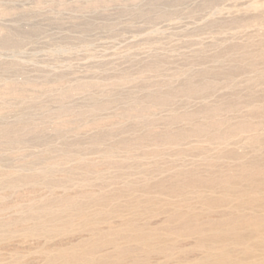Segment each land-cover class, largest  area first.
I'll return each mask as SVG.
<instances>
[{"label": "rangeland", "instance_id": "obj_1", "mask_svg": "<svg viewBox=\"0 0 264 264\" xmlns=\"http://www.w3.org/2000/svg\"><path fill=\"white\" fill-rule=\"evenodd\" d=\"M263 57L264 0H0V264H264Z\"/></svg>", "mask_w": 264, "mask_h": 264}, {"label": "bare ground", "instance_id": "obj_2", "mask_svg": "<svg viewBox=\"0 0 264 264\" xmlns=\"http://www.w3.org/2000/svg\"><path fill=\"white\" fill-rule=\"evenodd\" d=\"M217 53H218V52H217ZM219 53H221V52H219ZM222 53H223V52H222ZM246 53H248V52H246ZM241 54H242V53H241ZM226 55H227V54H226ZM244 55H246V54H244ZM215 56H216V55H215ZM242 56H243V54H242ZM216 57H217V56H216ZM221 57H222V56H220V58H221ZM246 57L249 58V56H246ZM254 57H255V56H254ZM203 58H204V57H203ZM212 58H213V57H212ZM223 58H224V57H223ZM242 58H243V57H242ZM244 58H245V57H244ZM257 58H258V57H257ZM263 58H264V57H263ZM216 59H217V58H216ZM239 59H240V57H239ZM213 60H215V59H213ZM218 60H220V59H218ZM249 60H251V59H249ZM238 61H240V60H238ZM260 61H262V60H260ZM233 62H234V61H233ZM241 62H242V61H241ZM238 63H240V62H238ZM242 63H243V62H242ZM244 63H245V62H244ZM201 64H202V63H201ZM206 64H207V63H206ZM222 64H223V63H222ZM259 64H260V63H259ZM232 65H234V64H232ZM247 65H248V64H247ZM249 65H250V64H249ZM251 65H252V64H251ZM252 66H253V65H252ZM254 66H255V65H254ZM225 67H226V66H225ZM236 67H237V66H236ZM245 67H246V66H245ZM245 67H244V68H245ZM247 67H248V66H247ZM250 67H251V66H250ZM256 67H257V69H258L259 66H256ZM214 68H215V66H214ZM227 68H228V66H227ZM238 68H239V66H238ZM238 68H237V69H238ZM216 69H218V68H216ZM230 69H231V68H230ZM233 69H235V67H234ZM246 69H247V68H246ZM251 69H252V68H251ZM255 69H256V68H255ZM255 69H254V70H255ZM218 70L220 71V69H218ZM240 70H241V69H240ZM247 70H249V69H247ZM221 71H222V70H221ZM228 71L230 72V70H228ZM228 71H227V72H228ZM234 71H236V70H234ZM262 71H263V70H262ZM203 72H204V71H203ZM205 72H206V71H205ZM225 72H226V71H225ZM231 72H232V71H231ZM249 72H250V71H249ZM222 73H223V72H222ZM222 73H221V74H222ZM237 73H238V72H237ZM251 73H252V72H251ZM258 73H259V71H258ZM224 74H226V73H224ZM235 74H236V73H235ZM246 74H247V73H246ZM192 75H193V74H192ZM254 75H256V74L254 73ZM243 76H244V74H243ZM246 76H247V75H246ZM189 77H190V76H188V81L191 80V79H189ZM191 78H192V77H191ZM238 78H239V77L237 76V80H238ZM255 78H256V76H255ZM196 79H197V78H196ZM208 79H209V78H208ZM232 80H233V78H232ZM234 80H235V78H234ZM241 80H242V79H241ZM245 80H246V79H245ZM184 81H185V80H184ZM192 81H193V80H192ZM192 81H190V82H192ZM198 81H199V80H198ZM198 81H196V82H198ZM255 81H256V80H255ZM255 81H254V82H255ZM257 81H258V80H257ZM190 82H189V83L186 82V84H187V83L190 84ZM200 82H201V81H200ZM239 82H240V81H239ZM183 83H184V82H183ZM183 83H182V84H183ZM246 83H248V82H246ZM195 84H196V83H195ZM198 84H200V83L198 82ZM198 84H196V86H197ZM213 84H214V83H213ZM252 84H254V83L252 82ZM257 84H258V83H257ZM261 84H262V83H261ZM191 85H192V84H191ZM182 86H183V85H182ZM184 86H185V85H184ZM188 86H189V85H188ZM199 86H200V85H199ZM250 86H251V85H250ZM252 86H253V85H252ZM252 86H251V87H252ZM194 87H195V85H194ZM203 87H204V85H203ZM245 87H246V84H245ZM258 87H259V86H258ZM185 88H186V87H185ZM187 88H188V87H187ZM231 88H232V86H231ZM178 89H180V87H179ZM190 89H191V88H190ZM190 89H189V90H190ZM192 89H193V88H192ZM192 89H191V90H192ZM195 89H196V88H195ZM195 89H194V90H195ZM199 89H200V88H199ZM196 90H198V89H196ZM201 90H202V89H201ZM204 90H205V89H204ZM214 90H215V89H214ZM263 90H264V89H263ZM184 91L186 92V89H184ZM207 91H208V90H207ZM248 91H249V90H248ZM251 91H252V90H251ZM256 91H257V90H256ZM180 92H181V91H179L178 93H180ZM187 92H188V91H187ZM191 92L194 93V91H191ZM198 92H199V90H198ZM216 92H217V91H216ZM188 93H190V92H188ZM210 93H211V92H210ZM252 93H253V91H252ZM252 93H249V94L252 95ZM194 94H195V93H194ZM217 94H218V93H217ZM224 94H227V93H223V95H224ZM240 94H241V93H240ZM259 94H260V93H259ZM155 95H157V94H155ZM188 95H189V94H188ZM190 95H191V94H190ZM190 95H189V96H190ZM196 95H197V94H196ZM212 95H213V93H212ZM223 95H222V96H223ZM231 95H232V94H231ZM236 95H237V94H236ZM153 96H154V94H153ZM162 96H163V95H162ZM162 96L159 94V96H158L156 99H158L159 97H162ZM198 96H199V95H198ZM201 96H202V95H201ZM210 96H211V94H210ZM210 96H209V97H210ZM232 96H233V95H232ZM242 96H243V95H242ZM252 96H255V95L253 94ZM228 97H229V96H228ZM235 97H237V96H235ZM255 97H256V96H255ZM169 98H170V97H169ZM197 98H198V97H197ZM199 98H200V96H199ZM205 98H206V97H205ZM211 98H212V97H211ZM225 98H227V97H225ZM238 98H239V97H238ZM258 98H260V97H258ZM263 98H264V97H263ZM153 99L155 100V98H153ZM159 99H160V98H159ZM159 99H158V100H159ZM165 99H166V98H165ZM165 99H164V101H166ZM209 99H210V98H209ZM251 99H252V98H251ZM161 100H162V99H161ZM205 100H206V99H205ZM225 100H226V99H225ZM237 100H238V99H237ZM155 101H156V100H155ZM162 101H163V100H162ZM202 101H203V100H202ZM206 101H207V100H206ZM157 102H159V101H156V103H157ZM231 102H232V101H231ZM231 102H229V103H231ZM152 103H153V101H152ZM245 103H246V102H245ZM258 103H259V102H258ZM258 103H257V104H258ZM226 104H227V103H226ZM231 104H232V103H231ZM251 104H252V102H251ZM257 104H255V105H257ZM206 105H207V104H206ZM206 105H204V106H206ZM252 105H253V104H252ZM258 105H259V104H258ZM204 106H202V107H204ZM210 106H212V105H210ZM218 106H219V104H218ZM225 106H226V105H225ZM225 106H223V107H225ZM235 106H236V104H235ZM247 106H248V105H247ZM249 106H250V105H249ZM260 106H262V105H260ZM214 107H215V106H214ZM214 107H212V108H214ZM212 108H211V109H212ZM216 108H217V107H216ZM219 108H220V106H219ZM219 108H218V109H219ZM260 108H261V107H260ZM199 109H201V108H199ZM202 109H203V108H202ZM252 109H253V107H252ZM256 109H257V108H256ZM256 109H255V110H256ZM203 110H204V109H203ZM207 110H208V108H207ZM214 110H215V109H214ZM216 110H217V109H216ZM216 110H215V112H216ZM230 110H231V109H230ZM234 110H235V109H233V112H234ZM263 110H264V109H263ZM217 111H218V110H217ZM249 111H250V110H249ZM251 111H252V110H251ZM259 111H260V110H259ZM259 111H258V112H259ZM205 112H206L205 114H207V115L209 114V113H207L208 111H205ZM236 112H237V111H236ZM252 112H253V111H252ZM261 112H262V111H261ZM225 113H226V112H225ZM259 113H260V112H259ZM194 114H195V113H194ZM212 114H213V113L211 112V115H212ZM216 114H218V113L216 112ZM222 114H223V113H222ZM257 114H258V113H257ZM181 115H182V114H181ZM185 115L188 116V114H184V116H185ZM189 115H191V114H189ZM192 115H193V114H192ZM186 116H185V117H186ZM196 116H197V115H196ZM220 116H221V114H220ZM259 116H260V115H259ZM172 117H174V116H172ZM176 117L178 118V116L175 115V120H177ZM189 117H190V116H189ZM251 117H252V116H251ZM262 117H263V115H262ZM187 118H188V117H187ZM187 118H186V119H187ZM192 118H195V117L192 116ZM206 118H208V117H206ZM215 118L217 119V117H215ZM218 118H219V116H218ZM188 119H190V118H188ZM197 119H198V118H197ZM199 119H200V118H199ZM208 119H209V118H208ZM213 119H214V118H213ZM220 119H222V118H219V120H220ZM172 120H173V119H172ZM172 120H171V121H172ZM194 121H197V120H194ZM208 121H209V120H208ZM212 121H213V120H212V118H211V121H209V122H212ZM215 121L217 122V120H215ZM222 121H223V120H222ZM222 121L220 120L219 122H222ZM169 122H170V121H169ZM172 122H173V121H172ZM206 122H207V119H206ZM213 122H214V121H213ZM219 122H218V123H219ZM218 123H217V125H219ZM171 124H172V123H171ZM195 124H196V123H195ZM200 124H202V123H200ZM220 124L223 125V123H220ZM244 124H245V123H244ZM150 125H151V124H150ZM154 125H155V124H154ZM210 125L212 126V124H210ZM217 125H216V127H217ZM190 126H191V125H190ZM193 126H194V125H193ZM201 126H203V124H202ZM204 126H209V125H204ZM211 126H210V127H211ZM220 126H221V125H220ZM230 126L232 127V125H230ZM197 127H200V126L197 125ZM214 127H215V126H214ZM233 127H234V125H233ZM233 127H232V128H233ZM200 128H201V127H200ZM202 128H203V127H202ZM222 128H223V127H222ZM197 129H198V128H197ZM203 129L206 130L207 127H204ZM217 129H218V128H217ZM217 129H216V130H217ZM198 130H199V129H198ZM205 130H204V131H205ZM208 130H209V128L207 129V131H208ZM216 130H214V131L217 132ZM220 130H222V129H220ZM220 130H218V131L220 132ZM201 131H203V130H200V132H201ZM223 131H224V130H223ZM191 132H194V131H191ZM198 132H199V131H197L196 133L198 134ZM208 132H209V131H208ZM215 132H214V134H215ZM228 132H229V131H228ZM201 133H202V132H201ZM199 134H200V133H199ZM205 134H206V132H204V135H205ZM209 134H210V133H209ZM216 134L218 135L219 133H216ZM221 134H222V132L220 133V135H221ZM199 136H200V135H199ZM214 136H215V135H214ZM206 137H207V136H206ZM206 137H203V138H206ZM209 137L211 138V136H209ZM215 137L217 138V136H215ZM218 137H223V136H219V135H218ZM210 138H209V139H210ZM212 138H213V135H212ZM175 139H176V138H175ZM213 139H214V138H213ZM220 139H221V138H220ZM159 140H160V139H159ZM210 140L212 141V139H210ZM206 141H207V140H206ZM206 141H205V142H206ZM208 141H209V140H208ZM159 142H160V141H159ZM213 142H214V141H213ZM227 142H228V141H227ZM210 143H211V142H210ZM225 143H226V142H225ZM211 144H212V143H211ZM215 175H216V174H215ZM213 176H214V174H213ZM223 177H224V176H223ZM223 177H222V178H223ZM225 178L227 179L226 176H225ZM225 178H223V179H225ZM217 180L220 181L219 178H218ZM221 180H222V179H221ZM228 180H230V179L228 178ZM223 181H224V180H223ZM226 181H227V180H226Z\"/></svg>", "mask_w": 264, "mask_h": 264}]
</instances>
